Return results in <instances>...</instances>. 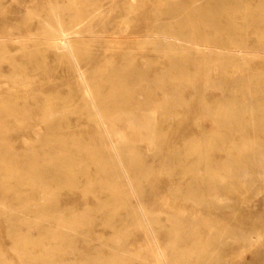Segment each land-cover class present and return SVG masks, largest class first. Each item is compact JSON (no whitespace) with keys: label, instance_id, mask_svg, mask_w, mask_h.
Instances as JSON below:
<instances>
[{"label":"bare ground","instance_id":"obj_1","mask_svg":"<svg viewBox=\"0 0 264 264\" xmlns=\"http://www.w3.org/2000/svg\"><path fill=\"white\" fill-rule=\"evenodd\" d=\"M116 1L109 0V6L115 5ZM186 4L184 0H164V11L172 14L174 22L178 23L176 25L167 22L161 15V10L154 4L151 10L155 15V20L151 23L153 26L146 33L142 30L144 34H142V38L138 39L139 43L149 44L159 54L168 56L167 69L162 67L158 75L150 81H148L143 70H136L141 77L137 81L134 77L128 76L124 69H112L110 73L103 76L104 79L110 81L111 86L107 93L102 94L98 89V84L89 83L81 64L85 46L90 43L87 40H95L96 35H98L91 25V15L96 14L102 5L96 0H67L64 4L54 1L48 3L46 15L42 21L44 28L38 33H32L29 38L35 41L39 52L47 53V50L51 49L58 64L67 63L78 74L81 80L78 88L82 90V103L76 109L86 111L87 119L94 121L103 128L100 135L105 137V140L94 138L93 134L89 133L63 134L58 132L57 130L69 126V124L62 123L64 113L55 107L56 102H50V105L54 106V113L46 125L50 130L47 142L52 145V149L47 153L44 162L37 159L35 154L19 157L9 148H4L2 132L0 131V200L3 202L2 215L8 218L7 223L2 227L11 239L10 247L20 256L22 264H29L30 261L35 260H41L47 264H65L64 256L68 254H75L78 257V260L72 264H115L118 259L128 261L134 256L131 252L119 247L120 237L113 239L112 247L116 249L113 260L104 258L102 253L94 256L79 249L78 241L80 238L88 242V228L85 227V224L90 222L87 220L88 213L68 212L66 208L61 207L60 198L61 196H71L70 190L79 189L81 185H84L81 187L84 194H99L105 190L110 192L100 207V210L103 211L109 208L105 212V222L110 226L115 227L117 225V217L122 214V209L126 211L127 220L130 219L145 226L153 237L158 250L155 263L178 264L169 258L157 240L156 228L159 225L162 226L161 219L152 217L141 203L133 206L131 210L127 209L126 187L134 190V178L139 177L140 174L148 175L150 166L145 162L136 145L128 144L125 141L118 144L114 141L113 136L117 133V130H114L116 127L113 123L115 119H129L139 130L138 134H142L140 129L145 128L147 130L146 135L152 138L160 148L161 137L164 136V133L159 128L158 120L161 119L166 122L173 116L174 108L177 105L190 104L191 107L202 108L203 113L209 114L219 127L225 129L224 133L221 131L202 133L200 140H190L183 149L171 151L173 156L200 153L208 159L206 163L208 170L206 171H200L197 166H186L180 160L176 165L180 175H190L194 178L193 183L206 185L210 189L209 196L207 195L208 200L220 199L218 190L222 185L233 188L238 183L249 182L264 176V141H260V146L254 148L247 140L234 139L231 132L234 126H238L246 132L249 130L264 133V83L260 84L254 80L248 84H241L240 82L236 92L226 93L224 91L223 99L210 101L203 98L198 103L194 100L189 101L179 91L183 85H195V77L191 71L196 73L198 68L193 70L190 68L203 60L210 63L218 61L221 65L222 75H225L232 69H246L247 65L257 62L256 60L261 55L264 56L262 47L254 48L241 43L243 34L257 23V19H254L252 4L244 0H190L188 6ZM89 7L92 8V11L89 10ZM121 12L123 11L121 10ZM224 13L227 16L226 19L221 17ZM182 23L191 24L192 30L186 32L181 29ZM208 27H213V31H210ZM87 35L90 38L87 37V39ZM7 38L12 40L14 36L0 33V57H7ZM165 70L177 73L184 71L188 75H180L184 82L175 85L174 90L172 89L170 93L164 90V100L152 105L149 100L151 90L149 91L148 88H164ZM262 74L264 75V71ZM144 81L147 82L143 83ZM251 85H254L259 91L251 92ZM238 92L240 95L237 94ZM69 102L71 101L61 100L59 103ZM2 113H11L17 116L22 113L21 103L0 97V118ZM139 113L144 114L145 121L141 120ZM193 118L194 123L192 124L197 126L200 117L195 116ZM181 130L179 128V131ZM227 144L239 152V162L236 165L227 162H213L211 159V152L215 147L226 149ZM226 151L229 149L227 148ZM171 164L168 165L170 171L173 169ZM258 168L263 170L258 171ZM193 192L195 191L192 189L188 190V194ZM194 196L197 199L200 198L198 195ZM202 197L204 198V196ZM116 200L119 201L118 204L113 203ZM54 220H56L55 223H53ZM168 221L175 237H178L183 227L191 228V232L196 235L202 233L200 225L196 223L184 225L175 217H169ZM22 222L27 224L28 230L26 232L20 228L19 224ZM34 229L38 231L36 236L32 233ZM140 246L139 249L142 247ZM195 251L197 258L193 262L194 264H226L225 260L217 253V245L212 239L203 242L198 239ZM191 263L186 259L183 264ZM0 264H9L1 247Z\"/></svg>","mask_w":264,"mask_h":264},{"label":"rangeland","instance_id":"obj_2","mask_svg":"<svg viewBox=\"0 0 264 264\" xmlns=\"http://www.w3.org/2000/svg\"><path fill=\"white\" fill-rule=\"evenodd\" d=\"M50 1L64 4L67 0H1L0 5V33L14 36L12 40L7 38V57H0V97L10 99L12 102H20L22 107V113L17 116L11 113H2L0 131L2 132L3 146L9 148L19 157L35 154L41 162L45 161L47 153L52 149V145L47 142L50 130L46 125L54 113V106L50 105V102H56L55 107L64 113L62 123L69 124V126L57 130L58 132L63 134L89 133L93 134L94 138L105 140V137L100 135L103 128L94 121L88 120L86 111L76 109L82 103V90L78 88L81 80L78 74L67 63L58 64L51 49L47 50V53L39 52L35 41L29 38L32 33H38L44 28L42 21ZM150 1L155 2L153 3L161 10V15L167 22H172L173 25L178 24L174 22L171 13H165L164 0H117L113 6H109V0H96L102 6L96 14L91 15V25L98 35H96L95 40H87L90 43L85 46L81 64L89 83L98 84V89L102 94L107 93L111 86L110 81L104 79L103 76L110 73L112 69H124L128 76L134 77L137 81L141 77L136 70H143L148 81H150L158 75L162 67L167 69L168 56L159 54L149 44L138 42V39L142 38V34L153 26L151 23L155 20V15L151 12L154 4ZM184 1L188 6L190 0ZM244 1L252 4L254 19H257V23L243 34L241 43L249 47H262L264 49V0ZM89 10L92 11V8L89 7ZM131 16L133 17L131 18ZM136 16L141 20L137 21L139 18ZM221 17L222 19L227 18L225 13ZM109 20L110 22H108ZM113 22L115 23L113 24ZM137 25H141V27ZM181 26L180 28L186 32L192 30L191 24L182 23ZM208 28L213 31V27ZM86 34L89 33L86 32ZM87 37L90 38L89 35ZM97 49L103 50V52ZM256 61L247 65L246 69H232L229 73L222 75L221 65L218 61L210 63L203 60L196 66L189 67L191 70L198 68L196 73L191 71L195 77V85H183L179 91L189 101L194 100L198 103L203 98L210 101L221 100L225 96L224 91L226 93L236 92L240 82L241 84H248L254 80L263 84L264 56L261 55ZM180 75L188 74L184 71L177 73L165 70L164 88H148L149 91L151 90L149 100L152 105L164 100V90L170 93L172 89L174 90L175 85L184 82ZM250 91L256 93L259 89L251 85ZM237 94L240 95L239 92ZM61 100H70L71 102L62 104L59 103ZM202 111V108L191 107L190 104H180L174 108L173 116L166 122L161 119L158 120L159 128L164 133V136L161 137L160 148L152 138L146 135L147 130L145 128L140 129L142 134H138L139 130L129 119L114 120L113 123L116 126L114 130H117L113 136L114 141L118 144L125 141L128 144L136 145L143 155V159L150 166L148 175L140 174L139 177L134 178V190L126 187L127 209L131 210L133 206L141 203L152 217L161 219L162 226H157L156 237L162 249L166 251L174 263L183 264L187 259L192 262L191 264H194L193 262L197 258L195 253L196 241L200 239L203 242L212 239L217 245V253L225 260L226 264H264V176L249 182L238 183L233 188L222 185L218 190L220 199L212 201L207 199L210 189L206 185L195 184L193 183L194 178L190 175L182 176L178 173L176 165L179 160L186 166H197L200 171H206L208 170L206 166L208 159L200 153L173 156L172 150L183 149L190 140H200L202 133L225 132V129L219 127L209 114ZM139 116L141 120L145 121L143 113H139ZM195 116L200 117L197 126L192 124ZM179 128L182 130L179 131ZM231 132L234 139L247 140L254 148H258L260 141H264V133L261 131L248 130L246 132L244 129L234 126ZM227 148L229 151H226ZM226 149L215 147L211 152L212 161L236 165L239 162V152L229 144L226 145ZM169 164L173 166L171 171ZM262 170V168H258V171ZM83 186L81 185L79 189L70 190L71 196H61L60 198L61 207L66 208L68 212L88 213L87 220L90 222L85 224L86 229L88 228V242L80 238L78 241L79 249L94 256L102 253L104 258L113 260L116 254V249L112 247L113 239L120 237L119 247L131 252L134 256L128 261L118 259L115 264H157L155 263L158 254L156 243L145 226L136 221L127 220L124 209L121 211L122 214L117 217V225L115 227L110 226L105 222V212L109 208L104 211L100 210L110 192L105 190L99 194H84L81 191ZM189 189L195 192L188 194ZM194 195H198L200 198L197 199ZM192 202L196 204L194 205ZM2 203L0 200V247L4 250L5 259L9 264H22L20 256L10 247L11 239L2 227L8 220L6 216L2 215ZM113 203L118 204L119 201L116 200ZM169 217L178 218L184 225L196 223L200 225L202 233L196 235L191 232V228L183 227L178 237H175L170 228ZM55 222L56 220L53 221V223ZM19 225L23 232L28 230L26 223L22 222ZM32 233L36 236L38 231L34 229ZM139 245L142 246L140 249ZM77 260L78 257L75 254L64 256L65 264H72ZM29 264L47 263L35 260L30 261Z\"/></svg>","mask_w":264,"mask_h":264}]
</instances>
